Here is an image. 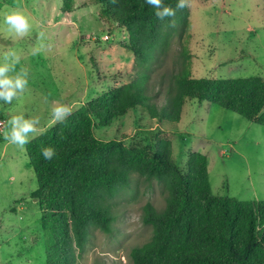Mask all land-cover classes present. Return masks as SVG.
Returning <instances> with one entry per match:
<instances>
[{
  "label": "rangeland",
  "instance_id": "obj_1",
  "mask_svg": "<svg viewBox=\"0 0 264 264\" xmlns=\"http://www.w3.org/2000/svg\"><path fill=\"white\" fill-rule=\"evenodd\" d=\"M17 0H0V52L15 50L17 68L29 69L28 87L11 104L0 101V133L10 115L39 116L40 129L52 121L57 101L77 106L101 89L135 72L132 52L119 43L125 30L98 12L89 0H19L31 31L10 33L3 15ZM186 26L172 31L158 55L143 62L148 101L158 113L172 92L173 72L185 67L191 76L264 77V0H189ZM44 33L42 50L33 54ZM103 33L107 34L102 38ZM185 47L187 55L180 48ZM185 55V56H183ZM136 104L104 125L93 124L98 138L125 144L169 142V155L184 167L189 151L205 156L209 188L239 199H264V125L205 99H186L178 118L167 120ZM35 178L24 149L0 134V264H43V229L34 197ZM162 182L131 172L109 199L111 228L91 227L74 256L78 264H130L128 248L148 238L150 224L139 218L140 206L163 204Z\"/></svg>",
  "mask_w": 264,
  "mask_h": 264
},
{
  "label": "trees",
  "instance_id": "obj_2",
  "mask_svg": "<svg viewBox=\"0 0 264 264\" xmlns=\"http://www.w3.org/2000/svg\"><path fill=\"white\" fill-rule=\"evenodd\" d=\"M89 1L125 30L119 43L132 52L135 73L80 102L65 122L46 125L43 135L25 145L41 213L43 264H78L75 253L91 227L110 230L109 199L131 172L162 182L165 192L161 207L149 201L140 206L139 218L150 224V233L128 248L130 264H264V199L212 193L200 151H189L182 167L170 157L167 139L125 144L92 133L93 124H107L136 104L152 109L150 114L159 118L176 120L182 102L192 98L215 102L264 125V77L191 76L180 61L171 72L172 92L156 113L147 100V70L142 64L158 55L169 33L181 34L186 8L177 11L175 26L169 27L168 20H158L145 0ZM164 3L175 7L176 0ZM180 51L187 55L185 47ZM44 146L55 148L51 160L41 155Z\"/></svg>",
  "mask_w": 264,
  "mask_h": 264
},
{
  "label": "clouds",
  "instance_id": "obj_3",
  "mask_svg": "<svg viewBox=\"0 0 264 264\" xmlns=\"http://www.w3.org/2000/svg\"><path fill=\"white\" fill-rule=\"evenodd\" d=\"M145 3L155 9V16L158 20H168V26H175V17L178 10L189 7V0H176L175 7L166 5L164 0H145ZM3 22L7 26L10 33L15 34L19 38H23L29 34L32 25L29 18L19 6L17 0L15 6H9L2 13ZM44 33L40 32L38 40L41 41L33 54L39 53L44 47L42 41ZM21 57L13 49L0 52V101L4 104H11L25 92L28 87L29 69L17 65L20 64ZM73 113V107L62 101H57L51 108L52 121L50 124L54 126L56 123H63ZM8 127L2 133L5 140L18 146L21 149L30 143L37 135H43L46 130L40 129L39 116H26L24 113L10 115L7 121ZM41 155L45 160H51L56 155V150L52 146H44L41 148Z\"/></svg>",
  "mask_w": 264,
  "mask_h": 264
},
{
  "label": "built area",
  "instance_id": "obj_4",
  "mask_svg": "<svg viewBox=\"0 0 264 264\" xmlns=\"http://www.w3.org/2000/svg\"><path fill=\"white\" fill-rule=\"evenodd\" d=\"M101 37H102V38H106V37H107V34H106V33H103V34L101 35ZM0 124H1V121H0Z\"/></svg>",
  "mask_w": 264,
  "mask_h": 264
}]
</instances>
